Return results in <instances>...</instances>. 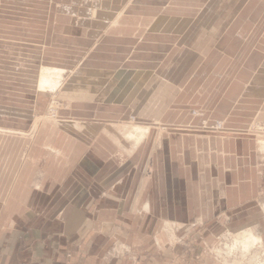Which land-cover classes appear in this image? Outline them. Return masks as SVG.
I'll return each mask as SVG.
<instances>
[{
  "label": "crops",
  "instance_id": "0c3cea01",
  "mask_svg": "<svg viewBox=\"0 0 264 264\" xmlns=\"http://www.w3.org/2000/svg\"><path fill=\"white\" fill-rule=\"evenodd\" d=\"M37 3L31 21L45 26L28 37L41 46L14 51L29 54L35 77L18 88L32 91L31 105L0 103V130L35 128L14 162L0 161L11 172L8 191L0 182V264H215L207 250L218 236L248 228L263 238L264 142L187 129L200 108L229 131L251 121L264 130V19L240 17L261 2L240 1L230 18L233 7L210 1L202 14L221 17L194 19L150 17L137 0ZM54 48L67 50L61 62ZM76 63L60 80L70 109L37 126L50 92H39L41 72ZM130 115L180 129L131 127ZM182 241H194L190 252Z\"/></svg>",
  "mask_w": 264,
  "mask_h": 264
},
{
  "label": "rangeland",
  "instance_id": "374dc122",
  "mask_svg": "<svg viewBox=\"0 0 264 264\" xmlns=\"http://www.w3.org/2000/svg\"><path fill=\"white\" fill-rule=\"evenodd\" d=\"M210 1L211 3L216 4L215 6L217 7L214 6V8L216 9L222 7L223 4H225L226 6L228 5L229 7H233L232 9H230L231 10L230 18H234L237 17V11L234 10L235 7L238 5L240 1L243 2L244 0H137V2L148 3L149 6H151V10H148L147 12L150 17H153L154 15H158L159 13L164 12L168 15L175 17L179 16L183 19H189V18L194 19L196 17L220 18L222 13L221 10L207 11L205 12L206 16L202 14L203 12L202 10L204 9L205 4ZM254 1L255 0H251L253 4ZM256 1L261 2V8L257 6L256 12L245 10L240 13L241 18L264 19V0H256ZM37 2H39V0H0V103L6 106H18L24 109L25 108L28 109L31 105L32 91L21 90V88H18L19 86L23 85V82L28 84L29 81H31V83H33L35 77L33 74L34 70L29 69L30 67L28 63V61H30L28 59L29 54L27 55V52L22 53L20 56L27 58V59H23V58H18L19 55H15L14 51L19 49L25 51L29 50L28 46H31L33 48L35 47L40 48L41 46L39 44L38 38H35V36L28 37V36H32L30 33H33L35 35L41 34L40 30L42 32L45 26L44 22L42 23L38 21H31L32 19H41L42 16L41 12H35L34 10L29 9L31 8V6H33L34 8L42 7L41 5H38ZM21 3L26 4L27 6L28 5L31 6L28 7L23 6L22 8H20L21 10L19 8L18 10L11 9V7L15 6V4H21ZM22 9H26V10H22ZM2 20H5L6 21L5 23L7 24L4 25V22H2ZM30 24H33V27H30ZM247 30H249V34L247 33L248 34L247 37L250 36V38H252L253 26L247 27ZM250 44H247V46ZM70 49H73V47ZM51 52L55 53L60 58L61 52L64 53V57H65L67 50L65 49L61 50V48L60 49L54 48L53 51ZM71 58L77 59L75 55L73 56L71 55L70 59ZM59 62H61V58L59 59ZM77 68H78L77 63L73 64L68 69L64 68V70H62L63 74H61L62 82H66L68 78L75 76L76 72L78 71ZM61 86L63 85L59 84L57 85V87L50 90L49 93H47L46 96L47 99L44 100L41 109L38 110L39 113L35 120L37 126L39 124L42 123L44 124L46 122H55V120L58 119V110L60 108L61 110L70 109L68 101L65 98L63 97L61 98L59 96ZM53 109H55L56 112H54L55 110ZM190 114L195 118H200L199 119L200 122L197 126H190V128H187L188 130L202 131L208 134H216V135H220L221 133L222 134L239 133L241 135H245L248 137L252 136L254 143L255 144L258 143L259 146L262 143V139L264 140V130L262 126L258 124V122L251 121L242 132H232L227 130V128L223 124V121L221 120L209 121L205 117V111L203 109L200 108L191 109ZM54 117L57 118L53 119ZM62 119L64 120L65 118ZM126 123L124 124L129 125L131 127L132 126L150 127L157 132H168V131L171 132L180 129L178 126L168 127L160 123L158 124L138 123L133 115L128 116ZM217 123L222 125V131L220 132H216L213 129L214 125H216ZM9 129L4 131L0 130V161L4 158L8 160L9 163H11L14 162L15 159H17V156L14 155V148L24 147L27 141L29 142V139L33 136V132L35 131V128H33L30 125V128H28L25 132H18L17 130L11 131ZM15 140L17 141L16 143L14 142ZM258 152L264 153V150L259 148ZM0 173L5 174L4 175L5 179H3V181L1 180L0 182L6 184V191H8L9 187L7 186V184L10 178L8 176L10 175L11 172L9 171L3 172L1 170ZM262 173L264 174V172ZM261 186H262V191L260 193V198L264 200V180L262 181ZM242 232L243 230L237 233H225L224 235L222 236L220 235L216 238L214 246H210L209 249L207 250L208 255L210 256V258H213L215 264H264V245L262 247L260 246L261 248L258 245V248L256 247L252 249L253 250L252 252H248V253L242 252V250L239 247H237V245H236V249L234 248V250L229 251L230 246L233 244L232 240L233 239L239 240L240 237L242 236L241 234H243ZM193 242L194 241H189L186 243L182 241V243L185 244L184 248L187 249L188 252L191 251L192 248H190V245H192ZM225 253H227L228 256Z\"/></svg>",
  "mask_w": 264,
  "mask_h": 264
},
{
  "label": "bare ground",
  "instance_id": "6f19581e",
  "mask_svg": "<svg viewBox=\"0 0 264 264\" xmlns=\"http://www.w3.org/2000/svg\"><path fill=\"white\" fill-rule=\"evenodd\" d=\"M117 5V4H116ZM81 6V5H80ZM114 21V20H113ZM112 23V22H111ZM45 69V68H44ZM47 69V68H46ZM56 69H54L55 71ZM41 71V70H40ZM61 72H53V71H50V70H44L41 72V75H40V79H39V92H47V91H50L51 89H53L54 87H56L58 84H60V80H61ZM63 74V73H62ZM64 76V75H63ZM65 81V80H64ZM61 85V84H60ZM52 92V91H51ZM38 97V96H37ZM40 97V96H39ZM41 98V97H40ZM47 99V98H46ZM96 125V124H94ZM104 127V126H103ZM67 128V127H66ZM101 128V127H100ZM142 130V133L144 132V129H140ZM148 131V129H147ZM147 136V135H146ZM144 138V136H143ZM261 138V137H260ZM259 138V139H260ZM262 139V138H261ZM119 141V140H118ZM257 141V140H256ZM262 141H264L262 139ZM261 142V141H260ZM258 143H257V148H258ZM243 234H241L242 236L240 237L239 240L237 239H233L232 242L233 244L230 246V249L229 251H232L234 250V248L236 249V245L237 247H239L242 252H252L254 248H258V245L259 247L263 246L264 245V239L258 235H255L250 229H245L243 230L242 232ZM241 245V246H240ZM229 246V245H228ZM260 247V248H261ZM224 248V247H223ZM227 254V253H225ZM251 255V254H250ZM228 256V254H227ZM245 257V256H244Z\"/></svg>",
  "mask_w": 264,
  "mask_h": 264
},
{
  "label": "built area",
  "instance_id": "2783aa9c",
  "mask_svg": "<svg viewBox=\"0 0 264 264\" xmlns=\"http://www.w3.org/2000/svg\"><path fill=\"white\" fill-rule=\"evenodd\" d=\"M53 110H55V109H53ZM54 112H56V110L54 111ZM57 117H54L53 119H56ZM218 124V123H217ZM216 124V125H217ZM216 125H214V127H213V129L216 131V132H220V131H222V125H220V124H218L217 126Z\"/></svg>",
  "mask_w": 264,
  "mask_h": 264
}]
</instances>
